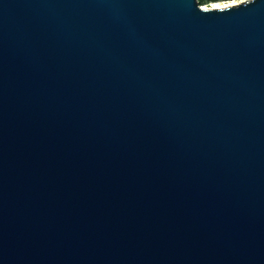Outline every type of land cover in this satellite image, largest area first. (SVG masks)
I'll return each mask as SVG.
<instances>
[{
	"label": "water",
	"instance_id": "water-1",
	"mask_svg": "<svg viewBox=\"0 0 264 264\" xmlns=\"http://www.w3.org/2000/svg\"><path fill=\"white\" fill-rule=\"evenodd\" d=\"M0 264H264V0H0Z\"/></svg>",
	"mask_w": 264,
	"mask_h": 264
},
{
	"label": "rangeland",
	"instance_id": "rangeland-1",
	"mask_svg": "<svg viewBox=\"0 0 264 264\" xmlns=\"http://www.w3.org/2000/svg\"><path fill=\"white\" fill-rule=\"evenodd\" d=\"M242 1L244 0H199V3L202 7L210 8L216 5L229 6L240 3Z\"/></svg>",
	"mask_w": 264,
	"mask_h": 264
},
{
	"label": "bare ground",
	"instance_id": "bare-ground-1",
	"mask_svg": "<svg viewBox=\"0 0 264 264\" xmlns=\"http://www.w3.org/2000/svg\"><path fill=\"white\" fill-rule=\"evenodd\" d=\"M215 8H222V7H225V6H221V5H216L214 6Z\"/></svg>",
	"mask_w": 264,
	"mask_h": 264
}]
</instances>
